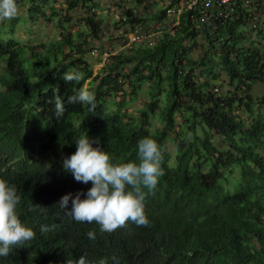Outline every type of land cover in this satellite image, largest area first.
Masks as SVG:
<instances>
[{"label": "trees", "instance_id": "1", "mask_svg": "<svg viewBox=\"0 0 264 264\" xmlns=\"http://www.w3.org/2000/svg\"><path fill=\"white\" fill-rule=\"evenodd\" d=\"M115 1L120 13L110 26L123 31L125 48L103 74L85 58L107 29L95 0H17L24 18L0 21V178L16 187L20 218L36 233L0 264H74L80 256L90 264H264V96L252 95L264 85V24L249 40L240 29L253 15L240 2L225 21L202 23L197 12L166 18L180 0ZM62 12L79 14L77 30ZM57 17V40L14 37L18 26ZM167 22L170 29L156 30ZM150 31L153 40L143 42ZM77 72L80 80L64 81ZM144 86L141 106L128 113ZM80 88L94 92L95 108L67 104L56 118V95L65 100ZM85 133L116 164L136 161L144 137L160 145L164 174L145 197L147 225L101 232L57 205L92 186L62 167Z\"/></svg>", "mask_w": 264, "mask_h": 264}, {"label": "clouds", "instance_id": "2", "mask_svg": "<svg viewBox=\"0 0 264 264\" xmlns=\"http://www.w3.org/2000/svg\"><path fill=\"white\" fill-rule=\"evenodd\" d=\"M18 11L17 0H0V21L11 20ZM63 79L70 82L80 80L81 76L77 72L66 74ZM77 103L87 105L92 111L95 108L94 92L80 88L65 100L56 95L54 116L62 117L67 104ZM75 144L76 150L63 159L62 167L75 181L83 184L91 181L92 186L84 193L64 194L57 205L76 222H95L101 232L111 233L126 222L137 226L147 225L145 197L155 189L164 174L161 167L162 150L156 140L150 137L140 139L136 145L137 160L119 164L113 162L105 149L93 147L86 133L77 138ZM20 199L16 187L0 178V257L8 256L13 248L25 245L36 235L33 227L20 218ZM49 230V226L40 227L41 232ZM86 235L89 239H95L91 230ZM74 264L90 262L80 256ZM96 264H107V260L100 258Z\"/></svg>", "mask_w": 264, "mask_h": 264}, {"label": "rangeland", "instance_id": "3", "mask_svg": "<svg viewBox=\"0 0 264 264\" xmlns=\"http://www.w3.org/2000/svg\"><path fill=\"white\" fill-rule=\"evenodd\" d=\"M99 4V9L97 11V14L103 17L105 21V25L107 29H105V33L103 37H101L94 45L89 46V52L85 55V58L87 59L89 65L92 67L93 74L97 75L98 73L104 72V65L107 62L108 58L116 55L118 52L124 50L125 47H123L124 40L119 39L125 38V35L123 34V31L121 32H113L111 28L110 22L114 21L118 18L120 11L115 8L116 1L115 0H95ZM55 8L58 10H62L61 5L54 4ZM248 11L250 14L253 15L252 21L245 24L244 27H242L240 30L244 31L246 37L249 40H252L254 36L256 35L255 26L258 23L264 24V0H261L260 4L257 5L256 0H250V6H248ZM45 12L48 13L49 9H45ZM18 14L23 15V18L25 16V9L20 8L18 11ZM79 14L73 12V13H64L62 12V15L59 17V19L62 16L71 17L69 18V24L68 29H74L77 30V27L73 28L72 25L76 23V19L79 17ZM58 17L54 19V21L51 24H46L42 22L41 20L35 23H30L28 26L20 27L18 26L17 30L15 31L14 37L18 38L19 41L22 42H29L31 44H40L45 43L47 41L51 40H57L59 39V33L60 30L57 29V24L60 22L57 21ZM172 26V22H167L163 26H157L156 30L164 31L167 29H170ZM156 28V27H155ZM155 31H150L149 33L142 34L143 42H151L153 40L154 36L152 34ZM127 71H125L126 73ZM126 76L128 77V74L126 73ZM206 80L209 85H211V80L206 77ZM223 79H220V82H222ZM129 80H122V83L124 84V87L127 92H130V87L128 85ZM146 90V86L142 88V91L139 94V98L134 101H128V113H135L137 109L141 106L143 99H144V92ZM225 89V86L219 91L222 93ZM252 95L253 97H262L264 96V85L261 84H254L252 86ZM171 153L174 155L175 151L174 148H171Z\"/></svg>", "mask_w": 264, "mask_h": 264}, {"label": "built area", "instance_id": "4", "mask_svg": "<svg viewBox=\"0 0 264 264\" xmlns=\"http://www.w3.org/2000/svg\"><path fill=\"white\" fill-rule=\"evenodd\" d=\"M239 2L243 7L250 5V0H180L174 7L166 11V18L178 19L183 12L189 11L191 14L197 12L202 23L223 22L235 13ZM128 38L130 43L141 40L138 35H129Z\"/></svg>", "mask_w": 264, "mask_h": 264}]
</instances>
